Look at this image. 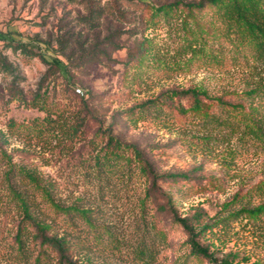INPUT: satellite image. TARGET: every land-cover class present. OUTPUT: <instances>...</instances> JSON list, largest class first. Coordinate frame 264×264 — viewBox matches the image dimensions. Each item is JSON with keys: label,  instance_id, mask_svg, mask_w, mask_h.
Listing matches in <instances>:
<instances>
[{"label": "rangeland", "instance_id": "374dc122", "mask_svg": "<svg viewBox=\"0 0 264 264\" xmlns=\"http://www.w3.org/2000/svg\"><path fill=\"white\" fill-rule=\"evenodd\" d=\"M176 1L200 0H0V55L10 67H0V264H22L14 245L19 227L29 226L26 217L52 214V205L93 211L97 227L111 232L115 246L108 235L97 240L94 264H145L135 249L144 232L139 227L149 220L157 237L151 264H209L191 254L172 213L187 218L217 258L233 254L238 264H264L262 221L241 214L230 218L225 233L200 231L262 202L223 210L264 180V151L245 137L244 123L236 132L203 126L177 108L187 109L189 101L165 96L196 88L244 111L256 109L264 120V61L209 8L153 10ZM90 8L103 9L91 23ZM193 36L201 41L191 44L195 53ZM251 89L260 94L248 98ZM207 104L220 118L239 117ZM111 137L126 148L96 166ZM130 145L159 177H189L158 184L171 214L156 209L165 199L157 206L145 199L150 178Z\"/></svg>", "mask_w": 264, "mask_h": 264}, {"label": "trees", "instance_id": "16d2710c", "mask_svg": "<svg viewBox=\"0 0 264 264\" xmlns=\"http://www.w3.org/2000/svg\"><path fill=\"white\" fill-rule=\"evenodd\" d=\"M182 6L188 12L203 11L206 8L214 11L216 15L224 24L227 25V29L230 32H234L240 43L246 45L253 51V58L258 61H264V0H200L198 2L184 3L182 1H176L172 4L160 5L153 10L159 13H169L174 8ZM89 15L87 22L97 21L102 16L103 9H89ZM98 15V16H97ZM119 17V16H118ZM190 42V49L192 53H195L192 49V43L196 44L201 41L198 37L193 36V41ZM13 47L14 51L22 49L25 54L32 55L29 49L24 47ZM0 67L3 72L10 71L9 64L5 57L0 55ZM248 98L257 96L260 94V90L251 89L245 92ZM165 96L167 99L175 100V98L186 99L190 102V106L185 109L182 106L177 107L181 113L192 112L195 114L199 124L203 126L217 125L218 127H224L230 129L232 132H236V126L239 123H244L243 134L245 137L254 141L259 148L264 151V120L257 113L256 109H252L251 112L244 111V107L240 104L230 103L224 100L222 97L210 98L208 95L196 88H189L182 91H168ZM153 102V101H152ZM207 102L217 104V107L228 109V113L231 116H239L237 120L231 122L228 118H220L216 114L209 112L211 104ZM154 103V102H153ZM41 110H45L44 106L40 107ZM161 110V109H160ZM77 129L74 130V133ZM107 145V153L104 155L102 161L97 160V165H105V162L118 159L121 157V150L124 147L117 139L110 138ZM131 148L135 162H141L140 171L147 174L150 178V187L145 199L150 204L161 202L162 198L165 199L163 205H158L156 208L159 213L171 214V201L166 192H161L159 182L165 180H171L176 182L179 180H188L189 177L186 174H166L158 176L145 162L140 152L132 145L127 146ZM130 163V162H129ZM134 166V165H133ZM137 166V165H136ZM158 191V194H156ZM254 198H262V202L253 208H240L234 212L228 213L229 215L223 216L213 225H207L200 229L201 232H206L209 229L210 233H214V229H218L220 234L223 230L229 229L230 218H236L241 214H245V217L250 220H259L264 224V180L259 182L252 190L241 197H234L231 201L223 205V210L228 211V208L241 201L249 200L251 202ZM144 200V203H146ZM54 212L48 213L45 218H39L29 216L27 223L29 226H20L15 238L14 245L16 248V258L20 260L22 264H94L90 254H96L97 249L100 247V243L105 235L109 239L110 244L115 246L116 240L111 238V232L97 227L95 223V215L93 211L82 210L79 208H62L57 205H52ZM172 220L179 224L186 232L188 240L187 243L190 246L191 254L205 259L209 264H238L235 261L233 254H228L222 259L215 256V253L210 251L209 245H203L198 239L200 233L196 232L197 228L189 223L187 218H180L173 213L170 215ZM145 219V217H144ZM144 232L139 239H137V247L135 254L139 260H145V264H151L155 260V240L157 239L154 231L155 224L149 220L144 221V224L140 225ZM154 232V233H153ZM220 236V235H219ZM217 237V240L222 241L221 237ZM162 237L160 236V239ZM98 240V242H97ZM115 248V247H113ZM244 262L248 261V258L242 259ZM255 264H260L256 262Z\"/></svg>", "mask_w": 264, "mask_h": 264}]
</instances>
